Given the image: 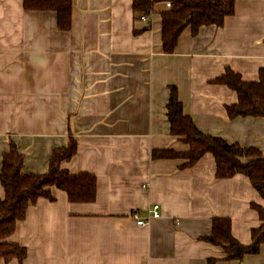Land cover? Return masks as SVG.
Here are the masks:
<instances>
[{"label": "crops", "instance_id": "0c3cea01", "mask_svg": "<svg viewBox=\"0 0 264 264\" xmlns=\"http://www.w3.org/2000/svg\"><path fill=\"white\" fill-rule=\"evenodd\" d=\"M166 7L159 3L143 21L133 0H73L72 27L63 31L55 11L0 0V172L11 141L24 155L23 171L42 174L73 136L77 152L62 167L97 178L93 202H71L58 190L56 201L31 206L8 238L27 257L1 264H264V243L257 254L229 260L204 239L214 218L229 217L233 236L252 242L262 224L253 203L264 208V197L249 177L218 178L212 153L188 167L182 158L153 157L189 149L171 133V86L204 134L264 154V117L229 118L238 94L213 82L228 67L259 80L264 0H237L222 26L204 25L196 35L187 27L171 54L162 44ZM154 204L162 217L138 225L133 213L146 216Z\"/></svg>", "mask_w": 264, "mask_h": 264}, {"label": "trees", "instance_id": "16d2710c", "mask_svg": "<svg viewBox=\"0 0 264 264\" xmlns=\"http://www.w3.org/2000/svg\"><path fill=\"white\" fill-rule=\"evenodd\" d=\"M168 0H133V9L139 13H151L159 3ZM172 5L161 11L162 44L165 53H174L180 35L191 27L196 35L204 25L222 26L225 19L235 13L237 0H170ZM27 10L55 11L60 30L72 27L73 0H24ZM138 32V31H137ZM225 84L238 94V102L227 106L229 118L239 116L264 117V67L260 69L258 81H246L242 76L227 68L225 74L213 80ZM167 116L171 133L189 145L186 151L172 149L154 150V158H182L183 167L194 165L206 153L216 159L218 178H230L236 174L249 177L255 189L264 197V154L257 147L230 143L222 137L204 134L191 116L185 114L183 103L176 86L170 87ZM78 142L70 136L65 147L57 148L50 157L49 170L42 174H28L23 171L24 155L14 141L4 155L0 181L5 196L0 198V264L11 260L22 263L27 257L25 246L12 243L8 238L15 232L18 222L26 219L29 208L39 199L51 202L57 200L56 191L67 193L71 202H93L97 197V178L89 172L71 173L62 167L77 152ZM262 224L255 228L252 242H239L232 233L229 217H216L212 233L204 239L223 247L227 259L239 260L247 254H257L264 243V208L253 203Z\"/></svg>", "mask_w": 264, "mask_h": 264}, {"label": "built area", "instance_id": "2783aa9c", "mask_svg": "<svg viewBox=\"0 0 264 264\" xmlns=\"http://www.w3.org/2000/svg\"><path fill=\"white\" fill-rule=\"evenodd\" d=\"M172 2L170 0L166 1V6L170 7ZM151 13H142L141 19L143 21H148ZM162 217V212L159 204H154L150 206L147 210V215L143 216L140 212L135 211L133 213V218L136 220L137 224L140 226H145L151 222L153 219H159Z\"/></svg>", "mask_w": 264, "mask_h": 264}]
</instances>
